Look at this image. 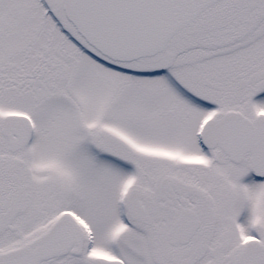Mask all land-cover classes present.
I'll return each instance as SVG.
<instances>
[{
    "label": "snow or ice",
    "instance_id": "obj_1",
    "mask_svg": "<svg viewBox=\"0 0 264 264\" xmlns=\"http://www.w3.org/2000/svg\"><path fill=\"white\" fill-rule=\"evenodd\" d=\"M0 264H264V0H0Z\"/></svg>",
    "mask_w": 264,
    "mask_h": 264
}]
</instances>
